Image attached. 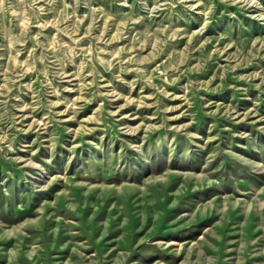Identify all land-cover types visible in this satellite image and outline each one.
<instances>
[{
  "label": "rangeland",
  "instance_id": "1",
  "mask_svg": "<svg viewBox=\"0 0 264 264\" xmlns=\"http://www.w3.org/2000/svg\"><path fill=\"white\" fill-rule=\"evenodd\" d=\"M0 264H264V0H0Z\"/></svg>",
  "mask_w": 264,
  "mask_h": 264
}]
</instances>
